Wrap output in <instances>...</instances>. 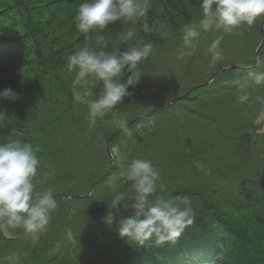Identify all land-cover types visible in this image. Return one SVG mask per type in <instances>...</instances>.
<instances>
[{"label":"rangeland","instance_id":"rangeland-1","mask_svg":"<svg viewBox=\"0 0 264 264\" xmlns=\"http://www.w3.org/2000/svg\"><path fill=\"white\" fill-rule=\"evenodd\" d=\"M45 1L47 0H14V5L10 2L11 7L2 11L1 18L8 27L6 31H0V40H4L3 42L6 44L17 42L15 46L21 49L10 51L1 59L0 91L5 88L11 89L12 92L15 91V99H13L15 104L25 105L29 113L35 116V121H31L30 125L26 127L28 132L22 133L23 140L32 143L33 146H36L34 138L40 129L45 127L50 129L49 125L52 127L58 125L54 121L56 114L59 117L62 116L61 119L66 116L70 117L71 120L64 119L62 122L66 129V136H69L70 139L75 136L76 140L78 138L76 143L72 141L76 152L71 153L70 157L68 156L60 176L57 177L58 180L54 182V179L44 178V183L41 184L45 188H40L41 180H34L36 192L53 187L54 194L61 192L60 194L85 195L91 184L106 173L107 169L111 167V162L106 152L105 141L112 132L119 128L120 119L128 122L149 112L153 107L184 94L192 86L207 80L223 64L249 65L253 63L254 46L259 40L260 24L263 20V18H258L252 26L242 24L231 33H224L223 30L202 32L201 36L193 42L194 54L183 58H178V54L185 51L181 28L184 24L197 22L201 18V8L196 6L200 0H171L175 4L172 7L167 0H150L149 11L157 19L155 28L153 25L151 26L153 28L151 32H145L140 21L132 25L123 19L110 24L102 31L91 30L90 34L86 35L83 46L87 44L95 48L97 35H104L108 40L106 51H111L113 48L123 50L127 43H134L136 40L153 42L154 50L139 65L141 76L135 86L128 88L130 94L115 106V113H106L103 118L97 119L98 125L90 128L87 106L73 100L72 80L75 73L67 70V56L78 49L73 45H68L71 43V37H68L65 43L62 41V36L64 37L67 31L72 30L75 25L73 28L68 23H63L60 28L50 26L48 31H44L45 37H42L43 34L33 26L35 21L43 24V20L47 19L51 13L58 19L66 20V14H74L72 10H75L76 13L77 5L82 0H67V4L59 2L58 5L62 4L63 10L57 14H55L56 9L50 12L53 5L45 7ZM48 1L51 4L55 3L52 0ZM4 2L6 0H0V4ZM181 12H186L187 18L181 19ZM170 14L172 16H169ZM159 24H163L165 27L157 30ZM28 28H34V33H25ZM128 30H133L136 36L133 40L125 41L123 35ZM23 33L24 38L20 37L19 41L10 38ZM153 34L158 37L154 39ZM217 37H222L220 44L222 59L213 62L207 49ZM245 72L226 70L217 75L205 90L217 89L222 81L225 82L221 84V87L223 84L232 83L233 79L244 75ZM128 75L126 73L121 78V82L126 80ZM93 92L96 97L100 94V89L94 88ZM222 95L223 97L217 100L214 98L206 100L207 106L211 108L206 111L203 110L202 103L198 101L191 106V109L194 110L191 113L185 110L177 114L174 107L182 104V100L178 101L173 107L176 114L172 115V123L166 124V122L158 121L160 123H157L156 129H158L157 132L161 139L159 145L163 143V146L167 145L165 146L166 153L171 154V163L168 164L169 167L164 168L163 165L157 167L160 173L157 184L158 186L162 185L163 189L158 187L155 195L170 200L172 191L182 189L177 191L180 192L183 189L191 188L196 189L197 193L206 198L212 197L214 194L212 200L221 202L223 210H232L236 204L242 202L245 194L251 196L255 192L257 197V190L262 191L256 181L262 182L264 179V128H254L258 123L253 125L260 112H251L248 107H243V104L235 96L225 93ZM51 101L56 103L53 110L50 106ZM9 106L8 100L0 101V110L5 112ZM170 110L168 109V112ZM23 111L26 115L29 114L27 110L23 109ZM155 112L157 111L155 110ZM153 113L132 124L111 140L109 150L115 165L112 167L114 169L111 168L106 176L112 174L111 172L115 169H118L119 172L123 170L121 167H116L121 153L114 156L111 153L113 146L118 145L121 150L131 136H133L131 141H134L137 136H141L146 130L144 127L151 126L150 118L152 120L166 118L159 112H157L159 114ZM155 114L157 116L153 117ZM5 115H7V111ZM209 117L213 120L210 121ZM11 118L13 117L9 115L6 121L12 123ZM46 123H49L48 126H45ZM199 128L203 130V133L196 135ZM213 129L217 132L214 133ZM198 136L206 147L210 143L205 154L197 140ZM5 140L6 137L4 139L0 136V143ZM255 149L261 150V155H253ZM48 152L49 150L44 151L43 154L46 156ZM172 159L181 161V163L173 165ZM250 161L252 164L249 163ZM250 165L256 171L248 172L246 168ZM231 167L234 168L232 170L238 172L236 175L242 178L241 181L232 177L234 173ZM217 168H227V173L223 175L222 171L219 172ZM239 168L241 169L239 170ZM115 174L113 173V175ZM39 176L42 175L37 177ZM61 177L63 178L61 179ZM229 180L235 183L229 185L233 189L220 192L215 187L219 186L216 184ZM58 182H61L60 185L57 188V185L54 187L53 184ZM56 199L58 207L51 213L47 229L39 234V239L34 240L31 235L23 233L15 240L17 243L14 244L8 245L0 240V260L3 261V264H10L4 258L13 253L19 256L18 264H37L41 258L48 260L51 255L53 256L59 246L69 248V245L71 247L78 243H80L78 249L89 253L90 258L76 259L70 264H110L111 260L107 259V255L120 252L118 249L123 244L115 242L110 243L109 246L101 247L100 241L93 239L90 240L89 245L82 243L81 241L87 242L90 237L86 238L87 235L81 233L80 227L90 219L80 221L76 217L78 210H104V206L101 205L103 202L88 207L85 202L78 201L80 199L73 201L67 198ZM132 202H129L127 209L120 208L117 212L108 211V213L96 216L94 219L91 218V220L102 221L105 224L108 222L106 217L111 213L113 217L111 223L119 222L123 219L121 214L127 211H129L128 214H131L134 211L130 207ZM195 208L196 210H206L199 202L195 204ZM111 223L108 222L109 225L106 224V227H112ZM93 229L97 235L103 234L106 236L105 239H109L108 235L104 234V225H98ZM117 229H114L113 232ZM9 235L14 236L10 233ZM67 238H70L71 241H66ZM120 241L123 240L120 239ZM33 250L36 251L35 255H32Z\"/></svg>","mask_w":264,"mask_h":264},{"label":"clouds","instance_id":"clouds-1","mask_svg":"<svg viewBox=\"0 0 264 264\" xmlns=\"http://www.w3.org/2000/svg\"><path fill=\"white\" fill-rule=\"evenodd\" d=\"M150 6V0H82L77 5L73 23L79 32L90 29L99 32L122 19L135 25L144 18L142 28L151 32L153 28L147 23ZM200 8L201 18L181 28L185 51H181L178 58L194 54L193 42L202 32L223 30L224 33H231L242 24L252 26L258 18H264V0H200ZM164 27L159 24L157 30ZM135 36L133 30H128L123 39L130 41ZM221 39L217 37L207 49L213 62L222 59ZM95 45L94 48L86 44L67 56V70L75 73L72 80L73 100L87 106L90 128L95 127L97 119L103 118L106 113H115V106L130 94L128 88L138 82L141 76L139 65L154 50L153 42L136 40L127 43L123 50L113 48L106 51L108 40L104 35H97ZM126 73L129 74L126 81L121 82ZM248 77L255 85H264V71L250 67ZM97 87L100 94L94 97L93 89ZM13 99L15 94L11 89L0 91V101ZM237 99L240 103L248 101L247 91H242ZM5 119L4 111L0 110V126ZM125 123L120 119L118 126L123 128ZM22 135L14 130L5 142L0 143V229H21L37 240L39 234L46 231L58 201L54 188L35 191L34 180L41 165L37 155L40 146L20 139ZM111 153L118 156L119 146H113ZM120 177L123 184L113 182L111 185L110 207L127 209L129 202L133 201L130 205L133 213L119 221V235L126 241L138 246H144L153 238L156 245L175 242L193 223L194 212L187 198L168 200L155 195L158 187L162 190L163 186L157 184L160 173L152 161L134 159L126 172L120 173ZM123 185H127V189H123ZM106 219L111 223L112 214L109 213ZM4 259L10 264L19 262L15 253ZM0 264H3L2 260Z\"/></svg>","mask_w":264,"mask_h":264},{"label":"trees","instance_id":"trees-1","mask_svg":"<svg viewBox=\"0 0 264 264\" xmlns=\"http://www.w3.org/2000/svg\"><path fill=\"white\" fill-rule=\"evenodd\" d=\"M52 1L55 3L51 4L47 0L44 2V5L45 7L53 5V7L50 9V12L56 9L55 14L59 13L60 10H63V8L61 7L62 4L58 5L59 2L67 4V0ZM56 1L58 2L56 3ZM167 1L168 4L171 5L170 7H172V5H175L171 2V0ZM10 2H12L14 5V0H6V2L0 4V31L2 32L6 31L8 25L4 24L5 21L1 18V13L5 9L11 7ZM196 6L200 7V2L196 4ZM72 11L74 13L72 14L73 16L70 14H66V20L58 19L57 17H55L56 15L54 16V14L51 13V15L47 19L43 20V24H39L40 22L36 23L35 21L33 23V26L36 27L37 31L43 34L42 37L46 36V34H44V31H48L50 29V26L54 28H60L63 23H68L73 28V18L75 15V10ZM180 15L182 17L181 19H183V17L187 18L186 12H181ZM169 16H172V14H170ZM60 20H62L63 22ZM156 20L157 19L155 15L152 12L148 11L147 23L150 25V27L153 25V28H155L154 25L156 24ZM138 21H140L141 25H143V23L145 22L144 18H141ZM34 31V28H28L26 29L25 33H34ZM90 31L91 29L88 32H79L74 27L72 30H68L64 37L62 36V41L65 43L68 37H71V43L68 45H73L77 49L82 48L84 47L83 45L86 35H89ZM23 35L24 33L19 36L14 35L10 38H12L11 40L19 41L20 37L24 38ZM157 37L158 35L153 34L154 39H156ZM3 41L4 40H0V61L8 52L21 49L18 46H15L17 42L6 44ZM257 44L258 42L255 43L254 48ZM259 56L260 65L254 69L256 71H264V45L259 52ZM238 72L244 73V71ZM124 81L126 80H123V82ZM224 82L225 81H222V83ZM222 83H219L218 88L215 90H205L210 85L209 84L208 86L203 87L202 90H197L195 93L189 94L185 99L181 101L182 104L178 107H174V105L177 104L175 103L174 105L164 106L157 109L156 111L163 114V117L166 118L161 120H159L158 118L157 120H152L150 118L152 124L151 126L147 127L143 126L146 130L141 136H137L134 141H131L133 139V136H131L129 141L125 143L123 148L120 150L121 154L116 167H121L123 168L122 172H126L128 167L127 165L130 164L132 160L139 159V155L140 159L150 160L157 167L159 165H163L164 168L169 167L168 164L171 163V154L168 153V155L166 153L165 146L167 145L163 146L164 143L159 145L161 139L160 135L157 132L158 129H156V125L157 123H160L158 121H163L166 122V124H171L173 121L171 120L172 115L176 113L180 114V112L185 110H188L191 113L192 111H194L193 109H191V106L195 102H201L204 108L203 110L206 111L211 109L207 106L206 103V100H208L209 98H214L215 100L220 99L221 97H223V93H225L226 95L235 96L237 98L242 91H247L249 99L245 103H242L243 107H248L251 112L264 113V85H255L253 81L248 77V70H246L244 75L237 76L235 79H233L232 83L223 84L221 87ZM98 88L99 87H97L96 89ZM13 93L15 94L16 92L14 91ZM8 102L10 106L6 110V119L10 115L13 117L11 118L13 121L12 123H8L5 119V121L3 122V126H0V136L4 139L5 137L8 138L9 136H11L14 130L17 133L24 132V134H26V132H28V129L26 127L30 125L29 123L31 121H35V116H33L32 113H29L28 108L25 105H17L15 104L14 100ZM50 106L53 110L56 106V103L54 101H51ZM173 107L175 111H177L176 113L174 112ZM23 109L27 110L29 114L26 115ZM168 109L171 110L168 112ZM6 111L4 113H6ZM157 112L154 113L159 114ZM156 114L153 115V117L157 116ZM56 115L57 116L54 118V121H56L58 125L54 127L49 125L50 129H48L47 127L40 129L37 132L36 137L34 138V143L40 146V151L37 153L41 161L40 168L38 169V175L42 176L35 178L41 180L39 182L40 188H45V186H43L41 183H44L43 180L46 177L54 179V182L58 180L59 178L57 177L60 176L59 174L68 156L70 157L71 153L76 152V149L73 147L72 141L76 143L78 138L76 140V137L74 136L72 139H70L69 136H66V129L65 127H63L62 122V120L64 119L71 120L70 117L66 116L64 119H61L62 116L59 117L58 114ZM209 118L210 121L213 120L211 117ZM147 121H149V119H147ZM10 124L13 126L10 127ZM48 124L49 123H46L45 126H48ZM213 131H215V129H213ZM216 132L217 131H215L214 133ZM202 133L203 130L199 128L196 135ZM20 139L23 140L24 138L21 136ZM193 139L194 141L196 140L195 137ZM200 139H202L201 136ZM197 140H199V136ZM198 142L201 144V149L205 154L209 149L210 143L206 147L204 142H202L201 140H199ZM47 150H49V152L45 156L43 152ZM260 151L261 150L255 149L253 155H261ZM178 163H181V161H175L174 159H172L173 165H176ZM249 163L252 164L251 161ZM232 167L231 170L234 169ZM217 169L219 170V172L222 171L221 173L223 175L227 173V168ZM240 169L241 168H239V170ZM246 169L248 172L256 171L252 169L251 165ZM122 172H119L118 169L113 170L111 172L112 174H108L105 180L100 182L93 189L91 195L87 199L78 200L81 202H85L88 207L95 205V203L103 202L101 205L104 206V210H78L76 214L77 219L80 221H87L88 219H90L87 223L82 224V227H80L81 233H85L87 235L86 238L90 237L87 242H85L84 240L81 241L82 243H86L87 245H89L90 240L93 239L100 241L101 247L109 246L110 243L115 242L123 244L121 248L118 249L120 252L110 253L107 255V259L111 260L110 264H264V179H262V182L256 181L258 182V185L262 190H257V197L255 192H253L252 194L250 193L252 197L249 194H245V196L242 198V202L238 203V205L236 204L232 208V210H223V204H221V202L212 200L214 194L212 195V197L206 198L202 194L197 193L196 189H183V191L177 192L182 189L174 188L177 189V191H172L170 200L174 199L175 197L187 198V200L191 202V206L194 212L193 223L184 229L181 236L175 242H167L162 245H156L153 238V240L147 242L144 246H138L120 237L117 229L119 227V222H113L111 223L112 227H106V224L108 222L103 224L102 221L91 220V218L94 219L96 216H102L108 213V211H119L107 209L111 208L110 201L112 196V183L114 182L117 184H123V178L120 177V173ZM232 172L234 173L232 177H234V179H237L238 181H241L242 178L236 175V173L238 172L236 170H232ZM113 173L116 174L113 175ZM62 178L63 177H61V179ZM60 183H54L53 185L54 187L57 185V188ZM232 184H235L234 181L232 182V180H229L228 182L216 184L219 186L215 187L218 188L220 192L228 191L233 189L232 186H229ZM123 189H127V185H123ZM56 198L63 199L65 197ZM197 202H199L206 210H196L195 204ZM128 213L129 211L121 215L123 218H126L130 216L133 211L131 212V214ZM98 225H104V234H107L109 239H105L106 236H103V234L97 235L95 233L93 228ZM114 229H117V231L113 232ZM5 230L13 235H17L20 231V229ZM120 239H122L123 241H120ZM0 240L8 245L17 243V241H10L3 238L1 234ZM67 240H70V238H67L66 241ZM79 246L80 243H78L77 245L75 244L71 247L69 245V248H66L65 246H59V248L55 250L53 256L51 255L48 260H42L41 258V261H37V264H70L76 259L86 260L87 258H90L88 256L89 253H85L84 251H80L78 249ZM35 254L36 251L33 250L32 255Z\"/></svg>","mask_w":264,"mask_h":264},{"label":"water","instance_id":"water-1","mask_svg":"<svg viewBox=\"0 0 264 264\" xmlns=\"http://www.w3.org/2000/svg\"><path fill=\"white\" fill-rule=\"evenodd\" d=\"M263 26H264V20L261 22V25H260V31H261V42L260 44L258 45V47L255 49V52H254V63L251 65V66H248V67H244V66H240V65H237V64H229L231 67V69H239V70H245V69H249L250 67H256L258 65V52L259 50L261 49L262 47V44L264 42V31H263ZM226 66V65H225ZM225 66H222L221 68H219L217 71H215L210 77L209 79L202 83V84H198V85H195L193 87H191L185 94L181 95V96H177V97H174L158 106H156L155 108H153L152 110H150L149 112L143 114V115H140V116H137L135 118H133L132 120L128 121L125 123V126L123 128L119 127L117 130H115L114 132H112L108 138L106 139L105 141V148H106V152H107V155H108V158L111 162V167H109L106 171V173H104L102 176H100L95 182H93L88 190V192L83 195V196H77V195H67V194H63L67 197H69L70 199H78V198H86L90 195L91 191L93 190V188L107 175V173L110 171V169L112 167H114V162H113V159H112V156L110 154V150H109V144H110V141L116 136L118 135L119 133H121L123 130H125L127 127H129L130 125L136 123L137 121H139L140 119L144 118V117H147L149 116L151 113H153L155 110H157L159 107H163V106H167V105H171V104H174L175 102L181 100V99H184L188 96V94L190 92H192L194 89H197V88H200V87H204L205 85H208L212 80L213 78L218 74L220 73L221 71H223L226 67ZM262 121V127L264 128V118L262 115L259 116V118L256 120V124L257 123H260ZM262 128V129H263ZM55 196L57 195H60V194H54ZM0 233L4 236V238H6L7 240H10V241H14V240H17L19 237L22 236L23 232L22 230H20L19 234L17 236H9L7 235L3 229H0Z\"/></svg>","mask_w":264,"mask_h":264}]
</instances>
